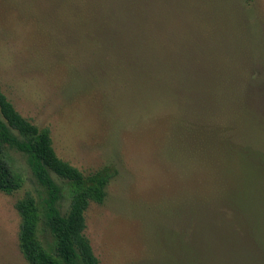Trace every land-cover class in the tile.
Here are the masks:
<instances>
[{
    "label": "rangeland",
    "instance_id": "rangeland-1",
    "mask_svg": "<svg viewBox=\"0 0 264 264\" xmlns=\"http://www.w3.org/2000/svg\"><path fill=\"white\" fill-rule=\"evenodd\" d=\"M0 88L61 159L110 177L85 213L100 264H236L245 247L264 264V0H0ZM4 156L24 183L0 192V264H30L27 193L59 260L47 191Z\"/></svg>",
    "mask_w": 264,
    "mask_h": 264
},
{
    "label": "trees",
    "instance_id": "trees-1",
    "mask_svg": "<svg viewBox=\"0 0 264 264\" xmlns=\"http://www.w3.org/2000/svg\"><path fill=\"white\" fill-rule=\"evenodd\" d=\"M6 147L26 157L34 177L47 191L45 218L58 241L59 260H56L45 255L37 239L39 206L36 198L27 193L17 204V210L23 220L21 248L27 261L30 264H79V262L100 264L90 240L85 235L87 228L85 213L92 201L97 203L105 201V189L110 177L86 178L79 169L61 159L53 147L50 133L40 130L24 118L0 88V192L12 195L22 188L24 179L4 156ZM237 155L242 157L239 153ZM53 175L67 181L74 189L67 215L62 214L60 210L62 188L54 180ZM247 248L245 247L246 254L243 249L238 251L236 264L251 263L253 257L250 253L247 254Z\"/></svg>",
    "mask_w": 264,
    "mask_h": 264
}]
</instances>
